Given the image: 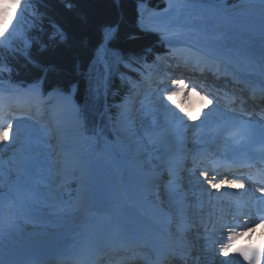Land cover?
Returning a JSON list of instances; mask_svg holds the SVG:
<instances>
[{
  "label": "bare ground",
  "instance_id": "1",
  "mask_svg": "<svg viewBox=\"0 0 264 264\" xmlns=\"http://www.w3.org/2000/svg\"><path fill=\"white\" fill-rule=\"evenodd\" d=\"M167 1L168 5L164 7L168 9V11L160 12L159 17H155L153 20H151L150 24L155 25L157 23L159 28L166 30V32L171 36L182 33L181 35L178 34V36L180 35V39L195 42V37H191L195 35L194 33L170 31L171 28L176 26L177 24H173L168 27V24L171 23V19L167 18V15L169 11L174 7V5L180 4L181 1L185 2L186 7L189 5V7H197L199 2L197 3L196 0ZM171 3H173L172 7H170ZM188 3L189 5H187ZM202 6L204 5L199 3L198 7H201L199 9H202ZM205 9H207V7ZM227 16L226 19H230V16ZM193 17L194 19H192L190 23L187 22L186 24H194L197 26L203 24L206 29H208L206 31L207 37L205 39L202 38L198 32L196 33L199 39L204 40L202 42L196 43V45L198 44L201 49H204V54H201L202 56L199 54V57V55L195 53L193 54L190 50H185L183 48L185 46L178 44L177 46L180 48L168 55L171 56V58H165L163 60L166 61V63L169 62L171 65H173V68L171 67V71L175 70V72H173L174 74H176L175 76H173L174 78H172L171 81L162 83L161 87L158 89L157 86L155 87L154 83L147 84L141 90L139 97L137 98V100L139 101L137 104L139 106L145 105L147 110L149 111V116L142 117L143 121H141L140 119V122L146 125L143 129L140 130L141 133H143L140 136L136 137H140L144 141H148L149 143H151L152 148L149 149L150 147H146L145 153L154 156V159L156 161L155 167H157V170H149L137 176V179H139L138 177L142 179H139L141 181V186L145 187V189L143 188L142 191H140V186L137 185L127 183L124 186L120 183V164L113 160L117 158L112 156V154L108 151L105 155L104 165L111 163L114 165V168L110 169L108 166L106 167L108 169L109 180L105 182L103 190L101 186L102 195L97 198V195H99V193L97 194V190L92 191L93 196L91 197V199L84 200L85 208L83 207L81 209L79 221L86 220V222H88L89 218L95 217H98V219H100L102 214L98 213L95 209L101 204H109V202H112L113 205L111 209L119 212L124 217H127L130 221H132H129L130 223L139 224V222H145L149 224V220L144 215V211L141 207L145 204V202L141 199V195L147 194V199H151L149 186L150 184L154 183L156 174L160 169L163 168L165 169L164 174H166V177H168L166 178V181L160 180L161 184H163V188L158 187L156 191H158V193L163 191L162 194H166V207H168L172 211L173 215V223H171V227H173L175 233L174 239L176 241L183 242V247H194L192 254H194L195 257L199 258V263L201 264H231L228 255H226V248L230 241L235 239L241 233H245L244 230L247 229V227L236 225L233 222L234 218H241L240 213H242L243 209L237 210L232 207L231 199L228 197L221 199L218 202H212L211 204H209V202H205L204 204L200 205L199 202L204 201L205 198L199 197V195L204 193L201 190L202 187L206 188L208 185H213L215 186V188H217L218 186L223 187L225 185L224 181L226 180L229 184L227 187L246 190L247 187L245 186V182L241 181L243 180V177L234 175V177L228 178L224 175L223 177L226 180L222 177L215 179V175L209 176L208 174L209 166L212 165V163L207 161V163L202 167H198L197 165L201 162H197L194 155L191 159L193 161L192 164H190V158L186 159L187 157L184 158L183 156L185 154L186 148L195 149L196 151H198L197 153L201 152L198 148L200 140L202 139V135L194 132V128L198 124V122H202V120L204 119L218 120L222 116L229 115L228 107H230L231 105L226 104V102H229L227 96L233 95L232 91L233 93H237L236 95L248 92L249 95L247 96L252 99L253 94L256 93V90L252 91L251 86H245L243 88L241 87V85L235 86V82L232 83V80H228L227 78H219L222 74L221 73L217 75L216 78H213L214 76H211V79H207L206 85H203L199 82L197 83L201 88L205 86L206 91L204 92L200 90L199 87L194 86L193 82L181 80V78H179V75L185 73L181 70H185L187 67H189L186 63V60L184 59H186L188 53L191 52L192 60L196 61L198 64H203V62L205 63L207 57L209 58L214 54L213 64L215 67L224 66L226 68H230V70H232L237 76L239 75L240 71L251 72L253 73L254 77H256L253 81L254 83H257L258 79L264 81V31L256 33L255 30L251 31L250 29H248L249 26H251L248 23L253 21L259 22V19H261L260 17L248 16V20L245 21L240 27H235L231 22V29L226 26V20H224L220 16H216V14L203 16L202 14L196 12ZM202 18L204 19L202 20ZM165 23L167 24L166 26ZM233 28H235L237 31H235ZM189 29L196 30L197 28ZM221 40L223 41L222 47H220ZM226 42L229 43L230 49H226L224 47ZM251 46L255 47L257 51L258 57L256 60L253 59L249 54V48ZM186 47H188V45ZM202 58H204V60H202ZM159 69V66H156L152 69L151 73H156L159 71ZM168 69L169 68H167L166 70ZM201 75L202 74H200V77ZM205 79L206 78H203L202 81H204ZM217 79H219L220 82H218ZM214 81L215 84L212 85V82ZM226 85H230L233 88L235 87L237 89H235V91L231 90V87L229 86V90H227V92H223L224 90L221 91V89ZM209 88L214 94H211V92H207ZM221 92H223L224 94H219ZM35 103H37V101H35ZM223 103L226 104V107ZM49 112L50 110H46L43 113L41 112V115L28 113L30 114V116L25 115L24 117H14L12 118L13 120L11 121L12 123L10 126L17 127L19 124H23L33 134V131L30 127L31 124H36L40 126L43 133L47 134L44 140L46 142H54L52 138L55 139L54 130L57 128V126L54 125V112L51 111L50 114ZM137 115L139 116V113H137ZM49 116H52L53 119L47 122ZM167 122H173L172 129L165 132H160L158 130V127L163 126ZM150 127L152 129H150ZM2 135H0L1 139H5L6 141L10 139L9 137H6L5 133H2ZM153 135H155V137L158 136L159 139H157V141H154ZM33 137L35 138V136ZM22 140L23 136L20 141ZM30 141L32 140H27L24 144H28V142ZM18 150L19 148L17 146L13 150L11 156H15L18 154L22 156V154H24L19 153ZM4 155L5 154H2V156ZM159 157H161V159L158 162L157 159ZM132 175L133 173L130 174V176ZM180 196L183 197L182 200L178 199V197ZM157 197L159 198V202H161L162 200L164 201L165 199L164 196L161 195H158ZM220 197L223 196L220 195ZM195 199L197 200L195 201ZM15 201L16 200L14 199L11 203L5 206L3 217V222L10 228V236L8 237V239L10 240L13 238V248H17L27 242L24 239L18 238L19 231H26L27 229L22 227L23 224H20L17 220H14L16 219L17 215L14 210L17 206V202ZM127 205L130 207H126ZM8 210L11 211V215L9 217H7ZM107 210H110V208L107 207ZM208 211H210L211 213H209ZM236 211L238 213H234ZM207 212L208 214L212 215V217L209 218L210 222L207 220ZM105 217L106 214H103V218L101 220V224L103 226L112 224V228L114 226L120 230L125 229L124 225H126V222L122 221V219L114 218L112 214L110 215V217ZM196 217L202 218L201 223H205L206 228L200 230V234L198 235V239L200 241L198 240V242H195V240L194 242H191L189 241L191 239V236L187 234L186 230L191 222V219H195ZM245 220H248V218H246ZM158 221L160 220L158 219ZM78 224L79 223L77 222V224L75 225L79 227ZM157 225H159V223ZM32 228L35 229L36 227ZM43 228L45 230V227ZM15 229L17 231H15ZM71 230L72 228L70 229V231ZM70 231H68L69 233L67 237L69 240H73L75 236H69ZM1 234L2 232L0 231V236ZM61 241H63V239ZM1 245L4 247L7 244L4 240H0V247ZM132 245L133 244L129 245L126 248L120 249V251H124L125 249L130 250V248H132ZM116 249L117 248L113 246V250H111L109 256H111ZM108 252L109 251H106V253ZM1 253L2 252H0V256ZM3 255L0 257V260H3L0 261L1 263L5 260V257H3ZM113 257L114 256L112 255V258ZM126 259L127 256H125L124 261H126ZM168 259L170 258H167L164 261L166 262L165 264H172L171 262L167 263ZM119 261L120 262L118 263L122 262V260ZM56 263L57 261H52V264Z\"/></svg>",
  "mask_w": 264,
  "mask_h": 264
},
{
  "label": "trees",
  "instance_id": "2",
  "mask_svg": "<svg viewBox=\"0 0 264 264\" xmlns=\"http://www.w3.org/2000/svg\"><path fill=\"white\" fill-rule=\"evenodd\" d=\"M136 0H32L29 15L31 21L26 35L31 39L28 50L17 42L8 47L0 44V79H9L19 84L40 81L45 86H54L61 91H74L81 113L89 128L102 120L99 111L108 108L107 118H118L117 103L130 88L124 77L116 72L108 80L106 93L97 86L91 76V66L103 33L111 25L116 30L109 46L138 63L148 57L155 44L156 35L139 30L135 26ZM56 25L62 33H56ZM131 77L125 67H118Z\"/></svg>",
  "mask_w": 264,
  "mask_h": 264
},
{
  "label": "rangeland",
  "instance_id": "3",
  "mask_svg": "<svg viewBox=\"0 0 264 264\" xmlns=\"http://www.w3.org/2000/svg\"><path fill=\"white\" fill-rule=\"evenodd\" d=\"M24 1L25 0H0V35L3 37V39H0V40H3L5 42H9L11 36L20 37L22 35L21 15L23 14L22 13V3ZM199 2L204 4V6H208V7L213 8V9L217 8V9H219L218 11H223V12L228 11L227 15L228 16L230 15V17H229L230 19L227 20L226 16L222 15V14H221L222 15L221 17L224 20H226L225 24L229 29H231V27H232L231 22L234 24L235 27H240L245 21L248 20L247 19L248 16L255 17V16L261 15V17H260L261 21L259 20L260 21L259 25L257 24L258 22H254V21L249 22L248 24L251 25V26H249V29L251 31H253V29L259 30V32L264 31V28H262V27H264V0H243L240 3H236V4H232V5H229V4L221 5V4H219L218 0H200ZM180 4H182L186 7V4L184 1H181ZM180 4L174 5V7L169 11V13L167 15V18H169V19L174 17L173 19H171V21H170L171 23L168 24V27L170 25L177 24L176 26L172 27L170 31H175V32L182 31L183 33L190 32V33H194L195 35L198 32L200 34V36L205 39L207 37L206 31L208 29H206V27L203 24H202L203 26L202 25L197 26L194 24H191V25L186 24L187 22L190 23L191 20L194 19V17H193L194 14L191 12L186 13L187 15L185 13L180 14L179 11L174 9V8L181 7ZM187 5H189V3ZM198 6H199V3H198ZM198 6L197 7L191 6L192 8H195V9H193L194 12L200 13L203 16H208L211 14L218 15L217 11H215L213 13V11H211L210 9L205 10L204 6H202V9H199L201 7H198ZM188 10L190 11V9H188ZM153 11H154L153 8H150L147 5L145 6V9L142 11V25H143V23L145 24L146 22H148V20H150V21L153 20L155 18V17H153V15L155 13L160 14V12L168 11V9L163 7V8L158 9L157 12H153ZM182 11H183V9H181V12ZM225 14H226V12H225ZM178 21H183V22H179V24H178ZM166 25L167 24L165 23V26ZM149 28L157 31L159 34H161L160 32L163 30L161 28L155 29V27H153V26H150ZM189 28H193V29L197 28V29L192 30ZM157 29H159L160 32ZM233 29L235 31H237L235 28H233ZM178 34L181 35L182 33H178ZM178 34L171 36V38L174 41H183V42L193 43L195 45V48H197L196 49L197 53H195V54H197V55H199V54L203 55L204 54V49H201L198 46V44L196 45V43L202 42L204 40L199 39L197 35L191 36L192 38L195 37V40H194L195 42L190 41V40H182V39H180V35L178 36ZM186 35H188V34H186ZM162 36H164V35H162ZM197 40H199V41H197ZM28 44H29V42H28L27 38L23 39L22 45L24 47H27ZM183 46H185L184 48L186 49V45H183ZM220 47H222V41H220ZM229 49H230V46H229ZM107 54L108 53L106 52L105 47L102 50H100V52H99V60L100 59L102 60L104 66L106 68V72L109 68V65L112 64L114 66L115 63L118 61V58H113L112 60H110V59L108 60ZM200 55H199V57H200ZM112 56L113 55H111V57ZM110 61H111V63H110ZM104 77L102 75V71L99 70L97 78H99L100 81L101 80L104 81ZM7 85H0V88L1 87L5 88ZM36 95L40 100H43L42 98L39 97L38 93ZM135 97L136 96H134L131 99L132 103L134 102ZM48 98L49 97L46 98V101L48 100ZM132 103H129L128 107L130 106V108H129V110L124 112V115L120 121V125H119L118 130H121L122 133L121 132L120 133L122 135L109 138V137H106L102 131H97L94 134H89V133L86 134V132H84V130H82L80 128L81 122H82L81 117L79 116L78 108H77L75 101L73 100L71 95H64L63 97H59L58 99H53L52 106H54L56 108V110L58 112V116H59V122H60V127H59L60 129L56 133L58 142L54 146H50L49 148H44L41 145H37L34 148H36L39 153H34L33 155H35V154L40 155V153H41L42 155L39 157L40 160L43 157L47 158V162H43V165H44V170L48 173L49 177L52 178V176H55L57 178L59 176H63V178H65L66 180L70 179L71 177H75L77 181L79 180L78 185H77L78 187L76 189V190H79V189L81 190V193L79 196V204H78L79 207L78 208H80V206L82 205V200H84L85 195L88 193V190H90L89 188L92 187L93 183L96 186L101 185V183L103 181V177L105 175V172H107V173H106L105 178H104V184L106 181L109 180L108 169L106 167L108 166L110 169L114 168V165L111 163L104 165L105 157L104 156L99 157L97 150L99 151V153H105L106 150L112 151L118 158L121 159L120 161L118 159H113L114 161H116L119 164H120V162H122V164H123L124 159H130L131 162H127L128 165L124 166L126 172L138 171L137 170L138 168H145L146 170H148V169L154 170L156 168L155 167L156 161L154 159V156L151 154L148 155L145 153L146 147H150L149 149L152 148L151 143H149L148 141H144L140 137H136V136H140L143 133V132L141 133L140 130L143 129L146 124H142V122H140V119H141V121H143L142 117H144V116L142 114L146 113L145 110H147V108L144 105L145 109L144 108L143 109L142 108L136 109L135 105ZM140 110H142V113H140L141 116H140V114H139L140 117L136 116V114ZM147 112L149 115L148 110H147ZM146 115L147 114H145V117H147ZM71 126L73 129L69 134V132L65 131V130ZM150 129H152V128L150 127ZM24 138H25V136H23V140L20 141V143H22V145H25V146H31L32 141L28 142V144H24L28 140V139H24ZM144 139H145V136H144ZM131 142H133V147H134V150L136 152V154H134V155H131V153L129 152V149H128V148H130L129 145ZM59 145L63 146V148L59 147ZM16 147H17V144L11 146L8 143H6L5 139L2 140L0 138V148H1L0 151H2V153H4V152H7L8 150L11 149L7 154L8 158H9L10 154H12L13 150ZM95 147L97 148V150L95 149ZM26 148L27 147H25V149ZM40 149H42L43 151H40ZM58 149H60L61 152H66L65 150L68 149V152H69L68 154L67 153L62 154V158L65 157L63 160V162H65L64 168H63L64 169V171H63L64 175L57 173V166L62 165L60 158L58 159V161H56L58 156H60V153H55L54 150H58ZM20 151L21 150L19 149L18 152L20 153ZM18 155H20V154H18ZM97 155H98V159H95V157H97ZM66 156H68L67 161H66ZM3 157H5V155ZM20 157H22V156H20ZM24 157H26L25 154H24ZM160 159H161V157H159L157 159V161L159 162ZM96 160H98V163H96ZM57 163H58V165H57ZM84 164L87 166L86 170L83 169ZM104 167L107 169V171ZM97 170L102 173L101 178H99L100 175H97V176L95 175ZM2 175H5V177H4L5 179L7 178V179L12 180V179L17 178L18 174L13 169H7L4 173H2ZM55 186L56 185L52 184L51 188L53 189V187H55ZM96 186L94 187V189L92 191L97 190ZM158 187L162 188L163 184H161V182H159ZM3 188H4V184L0 183V189H3ZM102 190H103V188H102ZM102 190L99 192L100 196L102 195ZM99 195H98V197H100ZM154 196H155L154 198L157 199L158 195L156 196V192H155ZM161 196H164L165 199H164V201L162 200L160 203H162L163 206H166L167 205L166 194H162ZM91 197H90V199H91ZM33 200L34 201H32L30 203V207L34 206L35 211H37V212H40V210H43L44 206H47V203L45 202L46 199H41L39 197V199H37V200L33 199ZM34 203H37L38 205H35ZM69 207H71V205L67 204L64 209L68 210ZM76 214H78V209L73 214L66 215L64 217V220L68 221V219H66V218H75L77 216ZM10 215H11V211L8 210L7 217H9ZM21 217L16 215V219H14V220H17L19 222V220H22ZM51 218H52V216H51ZM51 218H50V220H51ZM24 219L27 221V223H29V221L27 220L28 219L27 216H25ZM19 223L25 225L22 222H19ZM32 227H36V226H33L31 224V226L29 228H32ZM55 229H56V227H54V228L48 227V228H45V230H44L43 227L37 226L34 229L35 230L34 235H30L25 230H22V231H19L18 238L24 239L25 241H27V239H38V243L41 246H43L42 244L46 243L48 236L52 235V237L57 239L58 237H60L62 235L61 232L56 231ZM70 229H69V231H70ZM15 231H17V230L15 229ZM65 232H66V230H65ZM1 236H3V233L1 234ZM63 237H64V235H63ZM4 241H6L5 242L6 244L10 243L9 239H6ZM10 241H11V243H14L13 238L10 239Z\"/></svg>",
  "mask_w": 264,
  "mask_h": 264
},
{
  "label": "water",
  "instance_id": "4",
  "mask_svg": "<svg viewBox=\"0 0 264 264\" xmlns=\"http://www.w3.org/2000/svg\"><path fill=\"white\" fill-rule=\"evenodd\" d=\"M8 198H9L8 193L0 194V221H1L2 211H3V206L8 201Z\"/></svg>",
  "mask_w": 264,
  "mask_h": 264
}]
</instances>
